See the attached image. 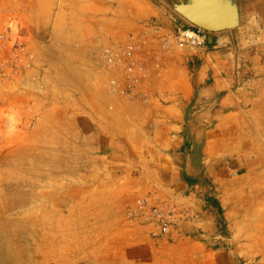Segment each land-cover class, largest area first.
Wrapping results in <instances>:
<instances>
[{
	"label": "rangeland",
	"instance_id": "1",
	"mask_svg": "<svg viewBox=\"0 0 264 264\" xmlns=\"http://www.w3.org/2000/svg\"><path fill=\"white\" fill-rule=\"evenodd\" d=\"M173 2L1 1L30 53L22 70L0 79V170L36 182L34 200L14 216L39 210L23 226L30 264H264V106L258 132H239L240 155L224 158L216 180L203 151L188 160L189 145L204 146L205 52L216 31L204 29L205 46L178 45L199 26ZM238 12L239 25L220 32L237 43L222 46L256 55L264 70V0H240ZM31 132L47 136V175L27 148ZM147 197L190 214L163 234L155 219L130 213Z\"/></svg>",
	"mask_w": 264,
	"mask_h": 264
},
{
	"label": "crops",
	"instance_id": "2",
	"mask_svg": "<svg viewBox=\"0 0 264 264\" xmlns=\"http://www.w3.org/2000/svg\"><path fill=\"white\" fill-rule=\"evenodd\" d=\"M236 4L240 5V0H236ZM224 30L227 29L212 33L208 40L205 52L204 146L202 149L196 142L189 145L191 152L188 156V160L196 162L203 151L205 159L210 160L209 171L215 180L225 170L224 158L236 152L240 155L239 132H258L261 105L264 106V99L261 100L264 97V80H259L260 77L264 79V70H259V60L254 54H250L249 59L237 57L236 47H223L226 43H237V37L220 33ZM240 62L251 64L239 71ZM240 121L246 125L243 129H240ZM194 140H199L197 134ZM254 147L249 151L254 152ZM194 202L197 205L198 201Z\"/></svg>",
	"mask_w": 264,
	"mask_h": 264
},
{
	"label": "bare ground",
	"instance_id": "3",
	"mask_svg": "<svg viewBox=\"0 0 264 264\" xmlns=\"http://www.w3.org/2000/svg\"><path fill=\"white\" fill-rule=\"evenodd\" d=\"M67 77H69V76H67ZM71 78H72V76L69 79H71ZM41 128H44V127H41ZM45 129H46V126H45ZM35 132H36V130H35ZM25 141H27L26 145H27L28 149L35 150V152L33 154V156L35 158V162L37 161V163L40 164V166L43 170L42 172H45V174L47 175L46 171H47V166H48V151L49 150H47L48 149V141H47L46 134L45 133L43 134L42 139H37V138L33 137V133L31 132V133H29L28 138H26ZM21 168H23V167H21ZM21 168H20V170H21ZM15 169H16V167H15ZM29 169H31V168H29ZM7 170H9V168ZM13 171H15V170H13ZM49 172H50V170H49ZM9 173L10 174L8 176L9 177V179H8L7 174H6V170L5 171L0 170V264H17L21 261L22 255L24 256V261H25L24 263H28V264L34 263L35 258L33 256L32 251H31V245L28 244V248H26V249L24 248L22 250L24 253L21 251L20 246H22L24 244V242H26L24 240L26 237L24 235L25 232H24L23 226L26 225L27 222H34L36 219H39L40 218V215L38 214L39 210L36 211L35 208H34V210L33 209L29 210L30 216L27 219L26 218H15L14 216H16V215L19 216L22 213L21 212L22 209L20 211H16L17 209L19 210V208L21 206L27 205L31 200H34V199H32V194H33L34 188L36 186V182L32 178L21 179V178H17L18 176H16L15 173H11V172H9ZM37 175H41V173L37 174ZM46 177H44L45 178L44 182H46V181L48 182ZM37 184H39V183H37ZM44 185H46V184H44ZM42 186H43V184H42ZM46 191H47L46 189H43L41 191V193H42L41 196H43V198H44V200L42 199L44 202V204H42L43 209H41L44 214L40 220L42 223V226H43L42 232L45 235L44 240H43V254H42L43 256L47 255V252H48V237H47L46 233L48 232L47 227H48L49 223L47 221L46 215H48V214H46L47 213L46 209H47V199H49L48 198L49 194ZM37 193H38V191H37ZM36 195H35V197H36ZM36 202H38V201H36ZM48 213H50V211ZM25 228H26V226H25ZM28 243H30V241ZM49 244H50V241H49ZM39 255H41V254H39ZM41 260H43V259H41Z\"/></svg>",
	"mask_w": 264,
	"mask_h": 264
},
{
	"label": "built area",
	"instance_id": "4",
	"mask_svg": "<svg viewBox=\"0 0 264 264\" xmlns=\"http://www.w3.org/2000/svg\"><path fill=\"white\" fill-rule=\"evenodd\" d=\"M0 0V79L10 71L22 70L30 61L28 42L24 40L23 29L19 24H14V19L1 9ZM19 25V26H18ZM205 30L201 27L185 29L176 38L180 46L202 47L206 44ZM109 60L112 63L121 61L116 53L111 52ZM116 85V82L113 83ZM131 215L134 219L147 221L155 219L160 232L168 234L183 216H189L190 211L178 205L155 203L150 197L140 199L131 208Z\"/></svg>",
	"mask_w": 264,
	"mask_h": 264
},
{
	"label": "water",
	"instance_id": "5",
	"mask_svg": "<svg viewBox=\"0 0 264 264\" xmlns=\"http://www.w3.org/2000/svg\"><path fill=\"white\" fill-rule=\"evenodd\" d=\"M173 6L205 30L218 31L239 25L236 0H182L173 2Z\"/></svg>",
	"mask_w": 264,
	"mask_h": 264
},
{
	"label": "trees",
	"instance_id": "6",
	"mask_svg": "<svg viewBox=\"0 0 264 264\" xmlns=\"http://www.w3.org/2000/svg\"><path fill=\"white\" fill-rule=\"evenodd\" d=\"M210 183V181H208Z\"/></svg>",
	"mask_w": 264,
	"mask_h": 264
}]
</instances>
